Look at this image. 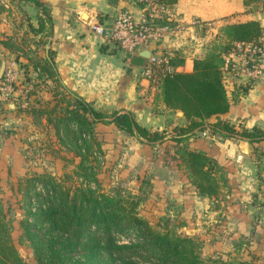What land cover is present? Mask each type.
I'll return each instance as SVG.
<instances>
[{"label":"trees","instance_id":"trees-1","mask_svg":"<svg viewBox=\"0 0 264 264\" xmlns=\"http://www.w3.org/2000/svg\"><path fill=\"white\" fill-rule=\"evenodd\" d=\"M153 2L169 8L176 0ZM259 2L264 10V0H242L245 7ZM136 3L148 15L146 0ZM42 27L41 22L39 28L42 30ZM262 35L263 29L256 20L225 24L216 36L217 44L210 43L202 57L193 59L191 71H175V67L184 61L178 52H173L167 60L171 71H161L165 64L159 65L154 84L159 89L160 99L167 109L182 111L186 119L184 125L173 127L174 134L169 138L163 130H150L140 125L130 112L96 110L70 92L59 82L50 52L43 63L37 58L28 60L37 77L45 74L56 83L50 90L54 103L42 106L40 96L32 94L33 102L19 110L33 122L42 123L43 119L46 124L51 123L55 135L63 141L69 135L75 136L76 142L86 143L88 138L96 149L99 143L93 126L97 123L113 124L119 131L143 143L171 140L178 145L180 163L198 194L213 199L219 194L215 175L221 167L204 152L190 150L182 144L205 128L207 118L228 111L236 98H228L225 90L224 59L236 49L237 43L260 45ZM19 65L26 72L25 66ZM62 94L61 101L65 97L72 101L67 100L64 106L61 105L56 99ZM211 129L214 133L245 139L248 143L264 141V130L257 126L236 130L230 123L217 119ZM89 150L86 147L85 155L77 152L81 157L80 166L86 161ZM25 180L26 214L19 224L39 264H254L244 260L201 258L195 240L151 226L136 211L134 200L94 192L83 186L65 188L49 175L32 174ZM37 184L40 192L36 190ZM121 236L127 240L120 241ZM0 264H23L13 247L1 202Z\"/></svg>","mask_w":264,"mask_h":264},{"label":"crops","instance_id":"crops-1","mask_svg":"<svg viewBox=\"0 0 264 264\" xmlns=\"http://www.w3.org/2000/svg\"><path fill=\"white\" fill-rule=\"evenodd\" d=\"M136 2L116 0L112 5L110 0H0V63L17 60L25 66L26 78L34 81L36 93L42 96L43 88H48L51 96L50 90L56 83L45 74L37 77L28 60L32 57L43 63L50 52L59 82L94 109L130 112L146 128L184 125L182 111H171L164 106L158 87L152 88L154 85L141 76L140 68L132 67L127 72L129 56L125 57L115 45L105 43L91 31L95 22L109 24L119 9L130 13L135 20L142 18L145 11ZM167 11L185 23H199L150 42L144 48L157 56L178 52L184 61L175 67L177 72L191 71L193 59L205 54L221 26L256 20L263 29L259 41L263 53L258 60L261 73L253 74V62L244 65L242 49L226 56L229 63L222 69L225 90L228 98L236 100L225 113L207 118L205 128L189 141V146L216 159L227 171L230 188L225 195L227 201H222L224 207L210 215H222V222L229 226L233 238L248 233L250 243L264 247V216L255 206L258 202L251 201L252 193L261 188L254 181L258 164L264 162V141L248 143L211 129L221 119L236 130L253 126L264 130V10L260 2L245 7L242 0H176ZM9 112L14 114L18 110L9 104L4 110L0 106V119L12 115ZM98 125L122 132L113 124ZM206 133L208 138L204 137ZM238 155H241L239 162ZM192 202L198 208L209 199L197 193Z\"/></svg>","mask_w":264,"mask_h":264},{"label":"rangeland","instance_id":"rangeland-1","mask_svg":"<svg viewBox=\"0 0 264 264\" xmlns=\"http://www.w3.org/2000/svg\"><path fill=\"white\" fill-rule=\"evenodd\" d=\"M218 41L215 37L212 43L217 44ZM30 80L23 75V87L29 88L26 93L29 105L33 102L32 94L40 96L42 106L53 104L55 100L48 95V88H43L41 96L34 89V81ZM153 85L152 88H155ZM61 96L63 94L56 100L63 106L67 100L72 101L67 97L61 101ZM151 98L148 96V99ZM5 103L0 99L3 110ZM15 108L18 112H9L12 115L0 119V202L13 247L23 264H39L19 224L26 214L25 179L32 174L49 175L65 188L83 186L94 192L101 191L116 198L134 200L137 202L136 211L151 226L159 230L166 228L173 234L195 240L198 255L203 259L244 260L264 264V247L250 243L248 233L241 238H233L228 231L229 226L222 222V215H210L224 207L222 201H227L225 195L230 190L227 171L216 159L212 158L221 167V171L215 175L219 194L216 198H208L207 204L198 205L197 208L192 198L198 192L183 170L177 155L178 145L173 141L165 139L152 144L143 143L124 132L103 129L97 123L93 126L99 143L96 149L88 138H85L86 143L80 140L76 142L75 136L69 135L63 141L55 135L51 123L46 124L43 119L42 123L33 122L20 111L22 108ZM147 128L163 130L166 138L174 134L170 127L159 128L157 125ZM207 134L204 137L208 138ZM194 138L182 146L197 150L189 146V141ZM84 145L90 150L86 161L80 166L81 157L77 152L85 155ZM254 184L261 188H256L257 191L252 193L254 195L251 194V201L258 202L255 206L264 216L263 161L255 171ZM36 190L40 192L39 184ZM119 240L127 239L121 236Z\"/></svg>","mask_w":264,"mask_h":264},{"label":"built area","instance_id":"built-area-1","mask_svg":"<svg viewBox=\"0 0 264 264\" xmlns=\"http://www.w3.org/2000/svg\"><path fill=\"white\" fill-rule=\"evenodd\" d=\"M145 8L148 10V15L143 13L142 18L138 20H135L127 11L119 9L115 12L109 24L101 25L99 22H95L91 26V31L105 43L115 45L126 57L146 48L150 42L159 40L167 35L182 32L189 26L199 24L196 21L185 23L175 19L169 14L167 8L157 5L153 0H146ZM156 20L159 21L156 22ZM205 24L206 26L209 25ZM236 49L243 50L242 59L244 65H249L253 62V74L259 75L262 67L258 60L263 53L262 47L251 43H237ZM170 56L171 54L157 56L150 52L147 64L144 68H140L141 76L148 83L154 84L157 79V69L161 63L165 64L164 69H161V71L169 72L172 70L167 65V60ZM228 63L229 61L225 57L224 66L228 65ZM23 75V67L18 62L10 60L5 63L4 71L0 78V99L4 103L6 102V106L11 104L13 107L18 106L22 109L29 106V97L26 96L29 88L23 87Z\"/></svg>","mask_w":264,"mask_h":264},{"label":"water","instance_id":"water-1","mask_svg":"<svg viewBox=\"0 0 264 264\" xmlns=\"http://www.w3.org/2000/svg\"><path fill=\"white\" fill-rule=\"evenodd\" d=\"M110 3L112 5L116 4V0H110ZM150 56V52L147 49L140 50L138 52H135L131 54L127 59L126 63L128 64V69L127 72L130 71L132 67L134 68H144L145 65L147 64L148 57ZM4 62L1 61L0 63V78L2 77L3 71H4ZM10 105V108H12V105ZM181 114V112H178ZM241 159V155L237 156V162H239Z\"/></svg>","mask_w":264,"mask_h":264}]
</instances>
